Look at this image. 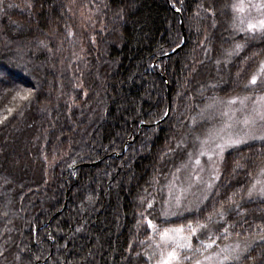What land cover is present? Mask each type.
Here are the masks:
<instances>
[{
	"label": "trees",
	"instance_id": "1",
	"mask_svg": "<svg viewBox=\"0 0 264 264\" xmlns=\"http://www.w3.org/2000/svg\"><path fill=\"white\" fill-rule=\"evenodd\" d=\"M235 3L0 0V264H150L171 228L167 264H264L263 129L194 204L175 185L221 106L264 95Z\"/></svg>",
	"mask_w": 264,
	"mask_h": 264
},
{
	"label": "rangeland",
	"instance_id": "2",
	"mask_svg": "<svg viewBox=\"0 0 264 264\" xmlns=\"http://www.w3.org/2000/svg\"><path fill=\"white\" fill-rule=\"evenodd\" d=\"M235 4L236 12L243 11V15H245V17L242 16L244 26L252 24L258 27L264 12V0H236ZM260 74L264 78V64L260 68ZM256 96L253 99L245 97L240 99L241 102L237 100L238 98H233L230 100L232 104L227 103L225 106H221L220 120H215L210 129L206 130L205 135L208 134V137L206 140H202L203 143L197 149V155L202 154L200 160L197 157L198 163L183 167L175 182L178 189H183L177 193L178 199L183 201L182 205L194 204L202 190L210 185L213 178L211 170L218 155L230 147L242 144L247 139L260 136L259 129L264 130V112L262 111L264 110V95L257 94ZM233 101L236 102L233 103ZM236 140L241 142L233 144L232 141ZM149 226L151 232L155 234L157 230L155 225ZM181 231V229L173 228L159 230L156 242L157 253L154 261L150 264H162V262L167 264L170 261L168 254L175 253L174 244L178 247L180 245L188 246L189 236Z\"/></svg>",
	"mask_w": 264,
	"mask_h": 264
},
{
	"label": "snow or ice",
	"instance_id": "3",
	"mask_svg": "<svg viewBox=\"0 0 264 264\" xmlns=\"http://www.w3.org/2000/svg\"><path fill=\"white\" fill-rule=\"evenodd\" d=\"M260 26L264 27V21L260 22ZM248 27H249V29H253L255 26L252 25V24H249ZM251 82L255 83L256 82V77H253ZM240 142L241 141H239V140L232 141L233 144H237V143H240ZM218 147H220V146L218 145ZM148 223H149V225H151V221H149ZM168 255H169V259L170 260L175 259V253H169ZM162 264H166V262H162ZM197 264H199V262H197Z\"/></svg>",
	"mask_w": 264,
	"mask_h": 264
},
{
	"label": "water",
	"instance_id": "4",
	"mask_svg": "<svg viewBox=\"0 0 264 264\" xmlns=\"http://www.w3.org/2000/svg\"><path fill=\"white\" fill-rule=\"evenodd\" d=\"M180 24H181V27L183 28L182 21H180ZM183 39H184V36H183ZM182 44H183V41H182V43L179 46H177L176 48H174L173 50H171L169 53L165 54L164 57H167V56H169L171 54H175L179 50V48L182 46ZM169 108H170V103L168 101L167 111H166V114L164 115V117L162 118V120L167 116L168 111H169Z\"/></svg>",
	"mask_w": 264,
	"mask_h": 264
}]
</instances>
